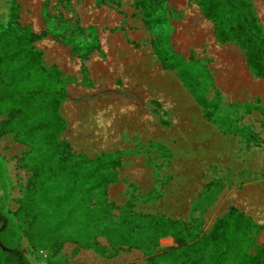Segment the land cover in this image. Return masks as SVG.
Returning a JSON list of instances; mask_svg holds the SVG:
<instances>
[{
	"label": "rangeland",
	"instance_id": "374dc122",
	"mask_svg": "<svg viewBox=\"0 0 264 264\" xmlns=\"http://www.w3.org/2000/svg\"><path fill=\"white\" fill-rule=\"evenodd\" d=\"M104 1L0 0V31L16 24L19 30L45 33L33 44L42 54L38 65L43 69L33 71L36 78L23 86L33 87L37 81L40 86L57 84L53 97L59 99L67 89L61 106L67 125L84 129L88 144L103 134L110 137L104 147L88 150L73 144L67 126L56 137L66 145L60 146L64 151L59 158L112 156L118 166L107 161L104 172L115 173L116 183L130 185L126 208L137 210L138 225H146V215L156 212L161 201L168 202L169 195L187 201L188 218L178 221L181 225L175 230L186 248L160 252L150 247L134 253L131 261L193 264L197 255L193 244L209 239L216 221L230 207L242 205L243 194L260 196L264 219V82L247 67L245 51L234 42L217 41L214 25L203 17L197 0H159L150 7L145 0L139 5L135 0ZM250 2L264 32V0ZM154 41L160 54L153 49ZM171 57L179 60L178 69L170 63ZM181 77L190 79L189 85L206 102L207 117ZM39 99L28 95L14 102L22 107L33 104L24 117L28 126L37 116L49 119L52 125L32 130L43 145L39 133L47 131L54 138L62 120H67L60 110L35 106ZM12 118L0 114V214L8 220L0 246L20 248L31 264L63 263L58 252L64 251V244L56 246L54 238L46 235L35 248L29 237L35 216L47 223L52 211L71 198L72 193L62 192L70 180L54 179L56 172L48 169L46 155L39 162L30 141L10 129ZM64 163L69 167L72 162ZM56 181L62 186L58 192L62 202L50 200ZM47 185L51 187L42 191ZM30 196L37 199L32 203ZM75 200L81 210L82 196ZM124 209L115 207V212ZM160 226L167 230L168 223ZM258 246L255 242L245 257L255 258ZM260 247H264V226Z\"/></svg>",
	"mask_w": 264,
	"mask_h": 264
},
{
	"label": "trees",
	"instance_id": "16d2710c",
	"mask_svg": "<svg viewBox=\"0 0 264 264\" xmlns=\"http://www.w3.org/2000/svg\"><path fill=\"white\" fill-rule=\"evenodd\" d=\"M96 1L99 4L105 2L104 0ZM139 1L135 0L136 5H139ZM145 1L150 7L157 5L159 0ZM197 2L203 17L213 23L217 41L220 43L234 42L236 46L245 51L247 67L256 78L264 82V32L257 23L250 0H197ZM12 19L14 16H11L7 22L8 25H11L10 20ZM154 20L151 21L154 22ZM149 22L146 20V24ZM44 37L45 33L37 35L28 29L19 30L16 28V24L7 26L0 31V114L13 116L9 123L10 129L21 133L24 140L30 141L38 154L39 162L42 163L46 155L45 161H48V169L52 168L56 172L54 179L61 180L65 176L70 180V185L63 187V191L60 189L62 186L56 181L53 184L55 194L51 195L50 200L62 202V198L58 194L59 191L66 194L72 193L70 199L65 198L64 204H59V210L52 211L47 223L42 222L39 215L34 217L36 224L29 237L31 246L39 247L38 240L48 235L54 238L56 246L60 247L69 236L67 227L75 224L81 229L84 228L90 235L96 232V236L101 232H105L109 236L113 231L116 232L119 229L120 243L129 244L130 247H137L142 251L150 247L155 248L158 240L168 235L174 238L176 247L166 250L167 252L186 248V243L175 233V230L181 225L179 222L163 220L159 216H146L148 219L146 225H138L137 219L140 215H133L132 209L129 208L127 211L126 206L113 222L110 215L113 206L106 204L104 195L106 196V187L117 182V175L104 171L107 169V161L114 162L115 168L118 166L117 161L112 156L102 154L92 159H74V162L69 157L65 159L64 155L59 158V154L64 151L60 146L66 148V145L57 141L56 137H60L66 130V121L62 120L54 138L50 137L52 134L47 131L39 133L45 139L43 145L35 139V132L32 130L36 131L37 125L48 126L51 124L49 119L45 118V115H40L37 116L35 123L28 126L24 117L28 111L27 108H32L33 104L22 107V104H17L14 101H23L28 95H38L39 103L34 102L35 106L40 104L45 110L57 112L64 104L67 95V89L64 88L61 91L60 99L53 97L57 84L50 87L44 83L40 86V82L37 81L33 87L25 88L23 86V83L30 78H36L33 71L39 73V70L43 69L38 65L42 54L35 49L33 44ZM153 49L156 54H160L156 41L153 42ZM170 63L177 66V69L180 64L179 60L174 57L170 58ZM181 80L205 110V117H207L209 113L206 102L202 101L196 90L189 85L192 81L184 77H181ZM51 138L53 139L50 140ZM64 161L72 163L69 167H64ZM51 162L54 163V167L50 166ZM50 187L51 185L44 186L42 191ZM80 195L83 198L81 210L78 209L75 200V197ZM36 199V196H30L29 201L32 202ZM74 210L78 213L75 216L72 214ZM125 212H128L126 217H124ZM161 222L168 223L167 230L161 228ZM7 225L8 220L0 214V235L3 234ZM258 231L259 228L250 218L238 211L237 208L230 207L227 213L214 224L209 239H201L193 244L197 253L193 264H264V247L256 248L255 258L245 257L246 252L255 245V235ZM54 251L57 252V249ZM55 252L53 253L57 254ZM0 264L31 263L20 248L3 249L0 246ZM180 264H186V262L181 260Z\"/></svg>",
	"mask_w": 264,
	"mask_h": 264
},
{
	"label": "crops",
	"instance_id": "0c3cea01",
	"mask_svg": "<svg viewBox=\"0 0 264 264\" xmlns=\"http://www.w3.org/2000/svg\"><path fill=\"white\" fill-rule=\"evenodd\" d=\"M54 65H57L58 68L65 73L59 64L56 63ZM62 107L60 108V112L67 120L66 122H68L69 119H67ZM66 131L68 132L67 136L73 144L80 147L86 146L88 150H96L110 143V137L106 139L103 134L100 140L94 139L91 140V144H88L83 136L84 129L77 128L72 123L70 127L68 126V130ZM125 185L119 182L109 184L105 189L106 196L104 195V201L106 204L113 206L111 208L113 210L110 212L113 222L116 221V218H118L120 214V211L115 212V207L121 209L125 207L130 200V185ZM243 197L244 200L241 202L242 205L237 206V208H240V211L247 215L255 226L259 228L255 236V242L260 246V227L264 226V219L260 218V196L248 193L246 195L243 194ZM167 199H169L168 202L165 200L161 201L162 206H158V210L154 213H149L148 216L165 217L175 222L185 221L189 215V206L186 204L187 201L177 199L173 195H169ZM132 211L133 215L137 214L135 208H133ZM73 212L72 214L74 216L78 214L76 210ZM67 232L69 236L63 243L64 251L58 253L64 258V262L60 264H135L136 260L131 261V256H134V253L137 254V251L141 252L137 247H130L129 244L120 243L121 234L119 229L118 231L116 230V232L113 231L109 236L107 234L96 236L90 235L84 228L81 229L80 226L71 224L67 227ZM65 246L68 247L67 250H65ZM174 247H176L174 238L168 235L158 240L155 249L161 252ZM58 254L54 255L57 257ZM56 264H59V262H56Z\"/></svg>",
	"mask_w": 264,
	"mask_h": 264
}]
</instances>
